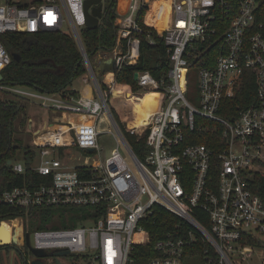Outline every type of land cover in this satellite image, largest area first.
<instances>
[{
	"label": "built area",
	"instance_id": "1",
	"mask_svg": "<svg viewBox=\"0 0 264 264\" xmlns=\"http://www.w3.org/2000/svg\"><path fill=\"white\" fill-rule=\"evenodd\" d=\"M85 2L0 0V73L12 62L5 43L10 33L64 30L68 21L83 53ZM159 2L116 0V46L106 52L114 69L99 80L84 58L94 84L89 93L71 99L34 86L0 82L1 97L38 102L59 113L49 125L27 129L36 151L32 170L43 182L4 190L0 205L19 208L27 218L31 211L76 209L75 226L53 228L48 223L30 234L34 248L69 251L71 264H132L140 254L148 257L147 264H234V254L249 256L252 251L247 250L264 235V199L250 183L257 173L264 175L258 170L264 158L261 0H167V23L158 33L168 46V81L137 71L141 90L123 94L131 100L133 115L122 121L123 128L111 111L110 92L116 86V71L139 61L140 44L133 34L142 31L140 10L151 7L159 15ZM196 62L203 63L194 71L199 94L190 98ZM109 73L111 81L106 80ZM253 80L254 97L241 93L235 104L238 92ZM149 91L159 93L157 108L143 123L131 126L136 122L134 99ZM65 114L72 118L60 117ZM103 120L113 124L114 131L109 132L117 146L101 159ZM206 132L225 140L218 153L193 141ZM128 135L144 139L143 158ZM12 166L17 173L27 171L26 160H13ZM156 207L186 224L177 223L145 253L142 247L152 241L145 225ZM62 256H55L54 263L67 264Z\"/></svg>",
	"mask_w": 264,
	"mask_h": 264
},
{
	"label": "trees",
	"instance_id": "2",
	"mask_svg": "<svg viewBox=\"0 0 264 264\" xmlns=\"http://www.w3.org/2000/svg\"><path fill=\"white\" fill-rule=\"evenodd\" d=\"M154 16L151 7L140 10L138 24L142 31L133 34L140 44L139 61L135 65H124L116 71V86L110 92L111 111L123 128L122 121H129L133 118L132 103L128 105L123 94L125 91L138 92L141 90L134 79L135 71H149L157 80L168 81L170 68L168 46L158 33L159 27L153 20ZM116 19V0H110L99 26L95 29L84 27L80 32L91 67L99 80L114 69L112 60L98 59L97 55L100 52L112 51L116 46ZM261 20L264 21V0H261ZM5 43L11 55L18 54L20 58L15 60L12 56L11 64L2 72L3 83L34 86L45 92L62 93L71 99H76L81 95L82 90L74 88L73 83L77 78H88L90 74L79 43L72 32L53 30L40 33H10L5 36ZM126 44L127 40H124L123 49L125 51ZM201 65H203L202 62H196L193 71ZM241 93L248 98H253L255 81L244 84L242 91L238 92L233 101L235 104L239 102ZM153 99L152 96L147 97L146 103L150 104ZM119 104L124 108L119 109ZM25 109L22 101L0 96V194L6 189L21 186L27 182H34V184L43 182V177L32 170L36 151L29 145V138L32 135L27 130L28 117L25 115ZM128 138L134 151L143 158L146 153L144 139L138 140L134 135H128ZM193 141L205 143L216 153L225 144L220 134L211 132L196 136ZM22 151L27 166L24 174L15 172L13 166L8 165V160H16ZM250 183L252 190L264 199V175L257 173L254 178L250 179ZM33 213L40 215V225H45V227L48 223H51L53 228L73 227L78 221L77 210L71 208H48L38 213L31 211L30 216ZM22 215L24 216L25 212L19 208L0 205V222ZM66 215H68V220ZM177 223L186 224V221L163 208L156 207L152 218L145 225V228L150 231L152 241L142 247L141 251L150 252L155 242L173 229ZM30 233L25 234L30 235ZM9 246L11 245H0V248ZM147 262L148 257L140 254L136 256L132 264H147Z\"/></svg>",
	"mask_w": 264,
	"mask_h": 264
},
{
	"label": "rangeland",
	"instance_id": "3",
	"mask_svg": "<svg viewBox=\"0 0 264 264\" xmlns=\"http://www.w3.org/2000/svg\"><path fill=\"white\" fill-rule=\"evenodd\" d=\"M167 2V0H165L162 3V0H160L159 4L162 5H166L165 3ZM162 3V4H161ZM167 11V8H166ZM156 13V12H155ZM158 15L154 16V18L158 19ZM64 31L66 32H72V28L71 25L68 21L65 22V26H64ZM110 55H107L104 52H100L97 55L98 59H105ZM90 74V73H89ZM85 79H83L82 77L77 78L74 83H73V87L79 90H82L85 87V84L88 85H92L94 87L93 84V78H91V75H89L88 78H86V82L84 81ZM87 92H90V88H87ZM189 96L190 98H194L197 97L199 92H198V78H197V72L192 71L191 75H190V86H189ZM151 96L153 97L155 95V92L151 91ZM147 94L144 93V96H146ZM142 95H139V97ZM11 98L12 100H19L18 98L11 96V95H4L2 98ZM22 101V103L25 105V115L26 117H28V121H29V126L27 128L30 127V130L32 131H37L39 128L43 127L42 124V120L39 118V108L37 105H31V104H38V102H28L25 100H20ZM127 104L130 105L131 104V100H127ZM39 105V104H38ZM40 106V105H39ZM119 109H123V105L119 104L118 105ZM139 107V103L137 101V98L135 99V106H134V112L138 109ZM144 116V114H143ZM30 119H32V122H30ZM48 121H52V117L48 118ZM119 122V121H118ZM28 124V123H27ZM101 128L103 129V133L100 134L99 136V142H100V147L102 148V152H101V159H104L105 157H107L112 149L114 147L117 146V142H116V138L114 136V134H112L111 132H109V129L111 128V130L114 131V126L113 124L109 123L108 121L103 120L101 122ZM28 138V136H27ZM32 140V136H30L29 138V145L31 143ZM23 151L21 152V154H19L18 158L16 160H14L16 163L20 162V163H24V156H23ZM259 172L264 174V158H263V163L261 166L258 167ZM35 213H33L31 216H29L28 218L25 216H18L15 219H10V220H6L5 222L2 223V227L4 229H10L12 232V235L17 237L18 239H15L11 242V246L9 247H2L0 248V264H26L24 262V259L26 257L27 260H33L35 258V255H33V253H31V250L29 249V247L27 245H25L24 241L26 238V234L25 233H30L32 234L34 231H36L39 228H44V226L40 225L41 222L38 218H36V216H34ZM39 215V214H38ZM31 218H33L31 220ZM9 221V222H7ZM31 241V245L33 243V236H31L30 238ZM247 251H252V253L249 256H245L243 253L240 254H234L233 255V260H234V264H264V235L261 236L258 239V242H256L253 246L252 250H247ZM244 257V258H243ZM43 261L45 263H51V264H55V256H43L42 257ZM62 259L65 260L67 262V264H71V260H72V255H65L62 256Z\"/></svg>",
	"mask_w": 264,
	"mask_h": 264
},
{
	"label": "water",
	"instance_id": "4",
	"mask_svg": "<svg viewBox=\"0 0 264 264\" xmlns=\"http://www.w3.org/2000/svg\"><path fill=\"white\" fill-rule=\"evenodd\" d=\"M110 3V0H86L85 2V17H86V27L90 28V29H95L99 26L100 24V20L103 16L104 11L106 10V8L108 7ZM83 53H84V58L85 60L89 61V56L87 55V53L84 51L83 49ZM13 58L15 60H19L20 56L18 54H12ZM111 61V60H110ZM4 79V75L2 73H0V82H2ZM134 79L137 80L138 79V72L136 71L134 73ZM3 97V96H2ZM32 122V120L30 121ZM50 122L48 121V119L45 122V126L49 125ZM31 128V125L29 127V129ZM13 160H8V165L12 166ZM6 220H3L0 222V230H1V225L3 222H5ZM9 222V221H7ZM15 240V237L12 235V238H10L9 240L3 238H0V245H11V242ZM25 244L29 247V249L31 250V252L33 253V255L37 256V257H43V256H59V255H66L69 253V251L67 250H56L54 252H48L46 250L43 249H37L34 248L31 245V241H30V235H26L25 238ZM26 257L24 259V262L27 263ZM57 264H60V262L57 260L56 262ZM31 264H42V260L41 259H33L31 260Z\"/></svg>",
	"mask_w": 264,
	"mask_h": 264
},
{
	"label": "bare ground",
	"instance_id": "5",
	"mask_svg": "<svg viewBox=\"0 0 264 264\" xmlns=\"http://www.w3.org/2000/svg\"><path fill=\"white\" fill-rule=\"evenodd\" d=\"M165 0H162V3L164 2ZM161 3V4H162ZM166 5H162L161 6V12L160 14H156L154 13L156 16L158 15V19L156 18H153L154 22L158 25V27L161 29V25L164 26L165 23H167V11H166V8H168V4L167 2L165 3ZM112 77H113V74L112 73H109L106 77V80L107 81H111L112 80ZM151 91L149 92H146V96H144V94H142V96H140L139 98H137V101L139 103V107L138 109L135 111V116H136V122H131L130 125L133 126L135 124H141L143 123L147 117L153 112L155 111V109L157 108V101H158V97H159V93H157L156 91H153L155 92V95L153 96L154 99L153 101L150 103V104H147L146 103V98L151 96ZM136 99V98H135ZM135 99H134V105H133V109H134V106H135ZM144 114V116H143ZM5 228V227H4ZM2 226H1V230H0V238H5L7 240H9L10 238H12V232L10 229H4ZM15 237V236H14ZM16 239V237H15Z\"/></svg>",
	"mask_w": 264,
	"mask_h": 264
},
{
	"label": "crops",
	"instance_id": "6",
	"mask_svg": "<svg viewBox=\"0 0 264 264\" xmlns=\"http://www.w3.org/2000/svg\"><path fill=\"white\" fill-rule=\"evenodd\" d=\"M86 80V79H85ZM84 80V81H85ZM85 83H87L86 81H85ZM91 86L90 85H88V84H85V87L82 89V93L81 94H83V93H88L87 92V88H90ZM31 105H37L38 106V108H39V111H38V113H39V118L42 120V124L43 125H45V122H46V120L49 118V117H53L54 115H57V116H59V113H54L53 111H51V110H48V109H46V108H43L42 106H39L38 104H31ZM60 117H62L63 119H67V118H72V116L71 115H68V114H65V115H63V116H60ZM29 124V123H28ZM30 134H31V132H29ZM32 135V134H31ZM13 232V231H12ZM13 234H14V232H13Z\"/></svg>",
	"mask_w": 264,
	"mask_h": 264
},
{
	"label": "flooded vegetation",
	"instance_id": "7",
	"mask_svg": "<svg viewBox=\"0 0 264 264\" xmlns=\"http://www.w3.org/2000/svg\"><path fill=\"white\" fill-rule=\"evenodd\" d=\"M27 120H28V118H27ZM28 123H29V121H28ZM16 239H18L17 237H16ZM32 253V252H31ZM26 264H30V262L29 261H27V263Z\"/></svg>",
	"mask_w": 264,
	"mask_h": 264
}]
</instances>
